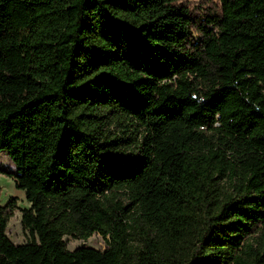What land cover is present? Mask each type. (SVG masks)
I'll list each match as a JSON object with an SVG mask.
<instances>
[{"label": "trees", "instance_id": "16d2710c", "mask_svg": "<svg viewBox=\"0 0 264 264\" xmlns=\"http://www.w3.org/2000/svg\"><path fill=\"white\" fill-rule=\"evenodd\" d=\"M0 151V264H264V0H0Z\"/></svg>", "mask_w": 264, "mask_h": 264}, {"label": "rangeland", "instance_id": "374dc122", "mask_svg": "<svg viewBox=\"0 0 264 264\" xmlns=\"http://www.w3.org/2000/svg\"><path fill=\"white\" fill-rule=\"evenodd\" d=\"M186 2L197 12L199 10L203 13L207 9L216 7L217 0H186ZM0 168L5 171L15 173V167L12 160L6 152L0 151ZM11 198L16 201V208L12 210L8 221L6 233L13 243H22L30 240V234L25 230L20 223L21 212L20 209L28 207L29 203L25 199V194L22 189L15 187L13 177H9L4 173H0V203L6 204ZM65 247L68 250H73L79 246H90L96 249H104L107 243L104 238L94 233L86 240L77 239L69 235L63 236Z\"/></svg>", "mask_w": 264, "mask_h": 264}]
</instances>
